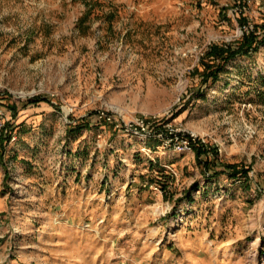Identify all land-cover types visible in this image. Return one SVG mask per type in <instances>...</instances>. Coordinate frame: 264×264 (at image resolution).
Segmentation results:
<instances>
[{
  "label": "rangeland",
  "instance_id": "1",
  "mask_svg": "<svg viewBox=\"0 0 264 264\" xmlns=\"http://www.w3.org/2000/svg\"><path fill=\"white\" fill-rule=\"evenodd\" d=\"M255 24L264 0H0V264H264V44L202 77Z\"/></svg>",
  "mask_w": 264,
  "mask_h": 264
},
{
  "label": "built area",
  "instance_id": "2",
  "mask_svg": "<svg viewBox=\"0 0 264 264\" xmlns=\"http://www.w3.org/2000/svg\"><path fill=\"white\" fill-rule=\"evenodd\" d=\"M101 117L114 124V127L119 131H124L131 135L149 137L153 133H157L164 147H169L176 151H189L194 149L198 143V137L195 134L186 133L180 128H174L170 123H165L162 127L157 128L156 123L158 120L155 119L157 118L156 116L142 115L131 121H126L123 117L116 119L108 113H104Z\"/></svg>",
  "mask_w": 264,
  "mask_h": 264
},
{
  "label": "trees",
  "instance_id": "3",
  "mask_svg": "<svg viewBox=\"0 0 264 264\" xmlns=\"http://www.w3.org/2000/svg\"><path fill=\"white\" fill-rule=\"evenodd\" d=\"M259 26L255 24L254 28L249 29L244 34L242 40L239 41L238 47H235L232 43L225 45L214 43L210 47V50L207 52L210 58L206 61L205 69L202 71L204 82H208L210 79L217 80L230 60L241 53L247 54L252 51H257L260 45L264 44V34L263 37H259L258 35ZM262 27H264V24ZM261 94L264 96V92ZM199 153L201 152L199 151Z\"/></svg>",
  "mask_w": 264,
  "mask_h": 264
},
{
  "label": "crops",
  "instance_id": "4",
  "mask_svg": "<svg viewBox=\"0 0 264 264\" xmlns=\"http://www.w3.org/2000/svg\"><path fill=\"white\" fill-rule=\"evenodd\" d=\"M154 145H155V141L145 142V140H142L141 139V142L139 144H137V148H134L133 151H139V152H141L142 150H144V148L146 146L151 147V146H154ZM173 153H175V152H173ZM185 153L190 154L191 152L190 151H187Z\"/></svg>",
  "mask_w": 264,
  "mask_h": 264
}]
</instances>
